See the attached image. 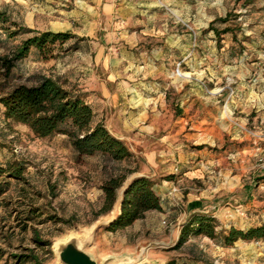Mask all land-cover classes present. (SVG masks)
Returning a JSON list of instances; mask_svg holds the SVG:
<instances>
[{"label": "rangeland", "instance_id": "374dc122", "mask_svg": "<svg viewBox=\"0 0 264 264\" xmlns=\"http://www.w3.org/2000/svg\"><path fill=\"white\" fill-rule=\"evenodd\" d=\"M144 2L143 8L150 15L145 25L150 32L154 28L155 35L138 41V50L160 47L163 52L154 55L163 62L162 74L149 81L165 84L166 107L172 111L182 102L170 83L179 77L189 84L197 79L194 82L209 96L202 99L198 112L194 106V112H188L190 118L180 122L185 129L177 135L175 155L180 153L181 160L176 155L172 162L173 169L185 161L189 165L201 162L199 176L165 185L173 177L163 169L165 163L145 166L143 151H166L161 144L166 135L162 129L145 134V145L123 139L133 157L117 162L99 153L78 155L63 135L36 138L27 127L6 121L0 106V167L13 160L26 166L24 179L12 181L0 198V264H14L12 256L18 254H33L36 264H62L54 244L68 236L97 264H164L169 260L187 264H264V240L239 239L231 246H221L204 236H190L178 244L181 225L194 214L189 200L195 198L204 202L196 209L216 215L219 226L226 231L264 225V0ZM92 5L88 0H0V14L6 20L0 22V57H10L24 39L33 35L20 32L10 37L21 28L70 32L77 38L57 44L47 58L39 57L32 48L8 73L0 66V96L18 85H35L44 76L57 78L84 92L96 112L95 121L101 119L109 131H117L111 116L113 107L90 101L94 96L89 93L94 91L85 90V85L91 87L93 82L105 79L103 64L113 60L110 56H117L112 47L118 44L115 38H106L105 32L97 30L106 25L96 21L101 11ZM211 22L219 32L224 28L230 31L216 38L208 29ZM120 44L124 58L151 57L149 53L140 54L137 46ZM180 45L198 62L195 71L182 70L178 65L180 56L173 52H178ZM208 62L215 73L210 88L204 77V64ZM211 106L214 110L205 108ZM201 111L205 117H199ZM172 115L160 121L173 123L180 119L174 112ZM213 115H217L213 120L219 131L197 128V124L207 127L209 119H202ZM127 136L133 138L130 133ZM121 176L125 178L115 191L112 209L100 214L102 185ZM141 176L152 181L157 191L167 186L160 193L169 199L160 211L146 212L127 227L109 230L120 211L124 189L133 178ZM28 208L41 215L26 220ZM36 238L40 243L35 242ZM23 264L33 263L30 260Z\"/></svg>", "mask_w": 264, "mask_h": 264}, {"label": "trees", "instance_id": "16d2710c", "mask_svg": "<svg viewBox=\"0 0 264 264\" xmlns=\"http://www.w3.org/2000/svg\"><path fill=\"white\" fill-rule=\"evenodd\" d=\"M217 21L225 22L224 19ZM0 22H6L1 14ZM212 23L208 29L214 32L216 38L230 31L229 28H224L219 32L212 27ZM20 32L33 35L24 39L10 57H0V66L5 73H8L15 63L23 60L32 48L39 57L47 58L51 56L57 44L63 45L69 40L77 39L70 32H39L27 28L10 33V37ZM0 106L6 121L27 127L36 138L66 136L78 155L92 156L99 153L117 162L133 157L126 144L113 136L102 121H95V114L86 102V94L74 87H68L57 78L44 76L35 85H18L0 96ZM25 169V164L17 160L0 167V198L7 192L12 181L19 182L24 179ZM124 178H111L102 185L104 199L100 214L112 209L116 200L115 191L122 186ZM119 208L118 215L109 224L108 229L111 231L129 226L133 221L143 218L146 212L160 211V200L154 191V183L142 176L133 178L123 191ZM40 215L41 212L28 208L24 218L32 221ZM190 236H204L216 240L221 246H231L239 239L264 240V225L251 227L246 231L235 228L226 231L219 226L213 215L194 213L181 225L178 244L184 243ZM35 242L40 243L37 238ZM1 256L0 251V259ZM12 258L14 264H23L30 260L36 264L37 261L33 254H18ZM164 264L187 263L169 260Z\"/></svg>", "mask_w": 264, "mask_h": 264}, {"label": "crops", "instance_id": "0c3cea01", "mask_svg": "<svg viewBox=\"0 0 264 264\" xmlns=\"http://www.w3.org/2000/svg\"><path fill=\"white\" fill-rule=\"evenodd\" d=\"M94 6L92 8H98L101 11V15L96 18V21L103 22L106 26L103 28H98L97 30L105 32L104 36L106 38H115L117 45L112 47L114 49L113 53H117V56H110L113 60H108L103 64L105 69L106 77L103 81H95L91 87H87L85 90L93 89L89 94L93 97L90 101H95L102 107H113L114 113L111 115L112 119H115L117 131H110V133L120 140H130L139 143V145H145L147 143L145 134L154 133L157 131H166V135L162 139V146L166 151H162L161 154L149 151H143L142 157L145 162V166L157 165V162L165 163L163 169L167 171V174H171L172 179H167L165 185L171 184L174 182L180 181L183 177L186 178H195L199 176L201 170L200 164L189 165L185 160L179 168L173 169L172 162H175V156L177 155L178 161L181 154L175 155V149H177V135L181 134L185 127L180 124L184 119L190 118L188 112H194V106H196V112H198L202 99L209 97L205 90L194 80L189 84L188 80L183 77L176 78L171 81V85H175L177 95L179 96V104H175L174 110L171 111L166 107L165 100V84L160 86L158 84L153 85L149 80L150 78L159 77L161 73V67L163 62L157 60L154 55H162V51L159 48L152 47L144 51V47L140 50L141 45L138 41H141L145 36L151 35L154 36V28L150 32L145 24H147V15L146 11L143 8L144 0H88ZM96 13V12H95ZM97 14V13H96ZM120 42H124V45L131 44L137 46L136 50L142 53H149L150 59L138 60L134 58H124L121 54L122 46ZM139 44V45H138ZM167 49V47H166ZM184 45H180V49L174 51L173 53L179 54L180 61L178 65L182 70H194L197 68L198 62L194 60L193 55L186 54ZM158 57V56H157ZM191 57V58H190ZM207 68L204 77L208 83L209 88L215 79V73L210 70V63L204 64ZM193 71V72H194ZM194 75V73H192ZM89 95V97H90ZM186 96V97H185ZM179 100V101H180ZM93 110V105L91 102L86 101ZM185 106V109H184ZM190 107H192L191 110ZM208 108L207 110H214L213 107ZM204 110V108L202 109ZM96 114L95 110H93ZM175 115L180 118L179 120L173 121L165 119L160 121L161 118H166L168 116ZM217 113V112H216ZM203 111L199 113V117H205ZM206 117L202 119L205 121L209 119L208 125L197 128H209L219 131L218 126L215 124V117ZM214 119V120H213ZM98 122L101 119L97 120ZM201 121V122H202ZM200 122V120H199ZM198 122V123H199ZM194 126V125H193ZM132 134V137L127 136V134ZM159 155H162L159 157ZM179 171V177L176 176ZM157 187V186H156ZM154 185V188H156ZM167 188V186H165ZM160 187L159 192L154 189L156 195L160 200V206L163 209V204H166L164 195L160 192H163V189ZM203 197V196H200ZM166 199V200H165ZM192 202L193 213H207L205 210L196 209L203 206V201L199 198L189 200ZM213 217H217L213 214ZM217 219V218H216Z\"/></svg>", "mask_w": 264, "mask_h": 264}, {"label": "water", "instance_id": "95a60500", "mask_svg": "<svg viewBox=\"0 0 264 264\" xmlns=\"http://www.w3.org/2000/svg\"><path fill=\"white\" fill-rule=\"evenodd\" d=\"M55 252L59 262L62 264H97L88 254L81 250L79 243L74 238H69L59 243ZM107 264H122V262Z\"/></svg>", "mask_w": 264, "mask_h": 264}, {"label": "bare ground", "instance_id": "6f19581e", "mask_svg": "<svg viewBox=\"0 0 264 264\" xmlns=\"http://www.w3.org/2000/svg\"><path fill=\"white\" fill-rule=\"evenodd\" d=\"M70 237H71V236H68V237H66L64 240L57 241V242L54 244V250L56 251V249H57L59 243H62V242H64V241L68 240ZM127 263H130V262L128 261Z\"/></svg>", "mask_w": 264, "mask_h": 264}]
</instances>
